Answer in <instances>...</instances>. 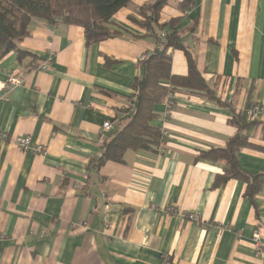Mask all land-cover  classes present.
Wrapping results in <instances>:
<instances>
[{"label":"crops","instance_id":"crops-1","mask_svg":"<svg viewBox=\"0 0 264 264\" xmlns=\"http://www.w3.org/2000/svg\"><path fill=\"white\" fill-rule=\"evenodd\" d=\"M154 1L132 0L112 17L124 31L89 45L80 26L34 18L19 43L30 54L0 58V264H264V117L243 130L256 148L237 153L242 170L261 175L252 197L246 182L214 184L223 161L197 159L238 132L234 115L264 107V0H192L185 12L182 0H166L162 32L178 18L217 100L174 91L172 104L153 107L162 150L95 166L111 132L102 124L115 126L155 44L129 17L142 20L139 8ZM169 51L172 74L185 76L184 51ZM9 74L21 83L7 86ZM21 136L44 151L21 149Z\"/></svg>","mask_w":264,"mask_h":264},{"label":"trees","instance_id":"trees-1","mask_svg":"<svg viewBox=\"0 0 264 264\" xmlns=\"http://www.w3.org/2000/svg\"><path fill=\"white\" fill-rule=\"evenodd\" d=\"M131 2L132 0H0V58L10 51H14L18 59L30 54L22 50L19 43L29 34V25L34 18L48 23L60 21L80 26L86 45L114 37L124 30L114 25L112 17ZM165 2L166 0H155L141 6L139 13L142 20L129 17L149 32L155 44L147 57L139 61L141 74L132 80L128 104L121 109L115 126H111V132L102 140L101 154L95 159L97 167L107 161L123 162L127 150L157 153L165 136L161 127L154 123L157 114L153 107L162 103L169 93L185 90L217 100L213 89L197 69L193 57L180 42V36L174 28L178 18L170 19L167 23L170 29L161 34L165 24H160L158 19ZM191 4L192 0H182L179 9L185 12L191 8ZM170 49L184 51L187 59L185 76L172 74ZM107 60L105 64L109 65L111 60ZM231 121L238 127V132L228 138L224 146L200 151L197 159L223 161L224 172L216 176L214 184L230 179L246 182V194L252 197L259 191L261 175L242 170L237 153L242 148H256L243 131L255 121L247 120L243 112L234 115Z\"/></svg>","mask_w":264,"mask_h":264},{"label":"built area","instance_id":"built-area-1","mask_svg":"<svg viewBox=\"0 0 264 264\" xmlns=\"http://www.w3.org/2000/svg\"><path fill=\"white\" fill-rule=\"evenodd\" d=\"M161 34L163 35V32H161ZM148 53L149 52L144 53L141 56V59L146 58ZM51 62H52V56L49 55L46 60H44L42 63H40L38 68L41 70H46L50 67ZM20 83H21V79L19 77H16L13 74H9L8 80H7V86L12 87V86L18 85ZM172 97H173V93H169L167 95V103L168 104H172ZM243 113H244V116L247 120L257 121V120H260L262 117H264V107L260 106L257 103L250 104L243 109ZM102 129L105 131H108L111 129V124L109 123V121L103 122ZM163 134L165 136L164 132H163ZM0 137L5 138L6 137L5 133L0 132ZM16 144L23 150L31 148L36 152H41V151H44V149H45L44 146L39 144V143L32 144L29 136L18 137L16 139ZM159 150H162V142L159 146ZM188 218L195 220V221H198V217L194 214H189ZM252 241H253V246L255 248L256 253L260 254L262 251L261 250L262 249V235L260 233V227L259 226H256L255 229L253 230ZM163 262H164V264H168L169 260L167 258H164Z\"/></svg>","mask_w":264,"mask_h":264}]
</instances>
